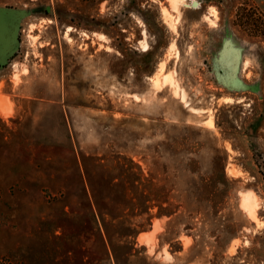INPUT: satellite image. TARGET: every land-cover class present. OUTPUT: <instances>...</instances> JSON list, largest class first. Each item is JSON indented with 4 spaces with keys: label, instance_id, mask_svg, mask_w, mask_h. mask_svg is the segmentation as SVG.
Listing matches in <instances>:
<instances>
[{
    "label": "rangeland",
    "instance_id": "374dc122",
    "mask_svg": "<svg viewBox=\"0 0 264 264\" xmlns=\"http://www.w3.org/2000/svg\"><path fill=\"white\" fill-rule=\"evenodd\" d=\"M178 1L0 0V264H264V14Z\"/></svg>",
    "mask_w": 264,
    "mask_h": 264
},
{
    "label": "crops",
    "instance_id": "0c3cea01",
    "mask_svg": "<svg viewBox=\"0 0 264 264\" xmlns=\"http://www.w3.org/2000/svg\"><path fill=\"white\" fill-rule=\"evenodd\" d=\"M251 1L254 2L259 7L261 12L264 14V0H251Z\"/></svg>",
    "mask_w": 264,
    "mask_h": 264
},
{
    "label": "water",
    "instance_id": "95a60500",
    "mask_svg": "<svg viewBox=\"0 0 264 264\" xmlns=\"http://www.w3.org/2000/svg\"><path fill=\"white\" fill-rule=\"evenodd\" d=\"M193 5H195L196 4V0H192V2H191Z\"/></svg>",
    "mask_w": 264,
    "mask_h": 264
},
{
    "label": "bare ground",
    "instance_id": "6f19581e",
    "mask_svg": "<svg viewBox=\"0 0 264 264\" xmlns=\"http://www.w3.org/2000/svg\"><path fill=\"white\" fill-rule=\"evenodd\" d=\"M173 1L177 2L178 0H173ZM179 1H180V0H179ZM179 1H178V2H179ZM247 207H248V206H247Z\"/></svg>",
    "mask_w": 264,
    "mask_h": 264
}]
</instances>
